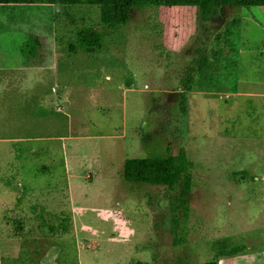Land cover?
Masks as SVG:
<instances>
[{
	"label": "rangeland",
	"instance_id": "374dc122",
	"mask_svg": "<svg viewBox=\"0 0 264 264\" xmlns=\"http://www.w3.org/2000/svg\"><path fill=\"white\" fill-rule=\"evenodd\" d=\"M30 36L67 92L10 70ZM201 44L182 117L169 63ZM2 73L0 264H264V7H162L152 33L99 6L0 5ZM181 151L188 193L123 180L125 160Z\"/></svg>",
	"mask_w": 264,
	"mask_h": 264
},
{
	"label": "trees",
	"instance_id": "16d2710c",
	"mask_svg": "<svg viewBox=\"0 0 264 264\" xmlns=\"http://www.w3.org/2000/svg\"><path fill=\"white\" fill-rule=\"evenodd\" d=\"M0 5H55V6H99L112 10L118 22L128 25L144 20L154 33L158 29L159 9L162 7H196L203 19L206 20L214 8L224 7L236 10L264 7V0H0ZM38 37L30 36L23 45V53L33 54L40 48ZM201 44L191 54L182 53L176 61L170 64L174 67L169 76L167 88L182 90L179 97V113L186 114V94L193 90L196 75L208 67L209 61ZM191 164L184 152L175 155H154L146 158L125 160L122 177L127 183L162 186L172 190L180 186L183 194L190 191ZM201 264H218L208 261Z\"/></svg>",
	"mask_w": 264,
	"mask_h": 264
},
{
	"label": "crops",
	"instance_id": "0c3cea01",
	"mask_svg": "<svg viewBox=\"0 0 264 264\" xmlns=\"http://www.w3.org/2000/svg\"><path fill=\"white\" fill-rule=\"evenodd\" d=\"M24 45V44H23ZM23 48V46H22ZM21 48V53L22 55H26L27 57H29V64L27 65H22V66H17V67H14V68H10V70H15V71H20V70H24V71H27L30 76H34L30 81L27 80L26 84L28 85L29 82H31L30 84L31 85H35V84H40L41 87H42V84H44V79H43V70H45V68H49V75L52 76L54 78L53 81H55L53 84L55 86H58L60 84H63L62 86L64 87L62 92L65 93L67 92V86L66 83H64L66 77L68 74H70L69 72H64L61 74V76H63L62 78H60L59 74H60V71H58V68H59V64L58 62L56 61H53V60H49L48 63L46 62H41V60H39V62L37 64H34L32 63L33 61L37 60L36 58L38 57V55H40V50H41V46L40 48H38L36 51L34 50V53L31 55V54H25L23 53V49ZM68 62V65L69 67H71V61H63V63L61 64H67ZM67 65V67H68ZM66 66V65H65ZM31 70V71H30ZM32 72V73H31ZM16 81V90H17V87L20 86L21 89L24 88V81L22 82L21 80L18 82V78L15 79ZM8 83V80L4 79V74H0V85L2 84H6L7 85ZM65 84V85H64ZM41 89V88H40ZM0 91H1V88H0ZM58 90H56V87H55V93H57Z\"/></svg>",
	"mask_w": 264,
	"mask_h": 264
}]
</instances>
